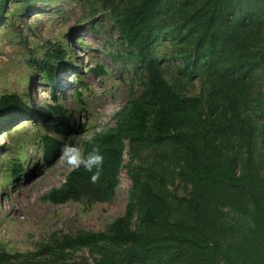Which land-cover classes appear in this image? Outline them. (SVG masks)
I'll use <instances>...</instances> for the list:
<instances>
[{"label": "trees", "instance_id": "1", "mask_svg": "<svg viewBox=\"0 0 264 264\" xmlns=\"http://www.w3.org/2000/svg\"><path fill=\"white\" fill-rule=\"evenodd\" d=\"M8 1L0 0V13ZM97 1L111 16L119 38L124 41L127 59L143 72V89L137 95L129 91L125 104L115 113L113 127L82 142L85 155L96 146L105 157L99 181L91 183V174L83 168L70 170L58 187L48 190L45 200L53 205L109 201L118 184L123 139L133 159H140L145 150L163 146L167 141L180 145L193 191L199 193L207 188V199L204 195H191L187 224L182 231L178 230V224L170 222L166 215L167 197L141 180L137 171L129 170L131 187L123 214L103 231L78 230L56 239L49 253L61 259L65 250L85 248L95 249L99 257L92 258L91 263L77 264H133L135 259L145 262L156 249L147 230H160L169 242L185 243L196 254L203 249L198 240L203 241L207 264H264V174L256 148L264 138V1L204 0L206 10L194 40L207 43V63L201 65V70L196 63L204 57H196L191 67L185 69L190 78L198 76L207 83L203 100L187 95L179 82L168 83L159 66L155 54L159 38L156 20L161 16L160 3L166 4L168 0H135L125 4L126 0ZM241 2L250 4L245 13L239 8ZM236 29L241 33L232 38L230 32ZM62 61L63 51L52 50L30 65L53 91ZM96 70L103 72L101 68ZM47 108L49 117L59 124L53 128V135L40 138L45 165L60 154L64 144L73 145L68 112L57 103ZM202 109L207 110V118L201 117ZM32 113L19 95H0V121L13 114ZM232 142L236 143L237 152L243 153L240 165L234 152H230ZM150 171L152 179L158 178ZM16 173L13 169L12 174ZM217 192L225 195H214ZM204 201L207 233L204 216L198 209ZM222 208L230 214L228 221H217L209 211L219 213ZM133 215L142 231L130 228ZM12 258L17 257L0 251V264H7ZM195 259L202 261L205 257Z\"/></svg>", "mask_w": 264, "mask_h": 264}, {"label": "rangeland", "instance_id": "2", "mask_svg": "<svg viewBox=\"0 0 264 264\" xmlns=\"http://www.w3.org/2000/svg\"><path fill=\"white\" fill-rule=\"evenodd\" d=\"M132 1L135 0H126L124 4ZM159 7L155 54L163 76L170 84H183L187 95H197L203 100L207 83L198 76L190 78L185 69L191 67L196 57H204L196 63L201 70V65L207 63V43L194 40L206 10L204 0H168ZM249 7L244 2L239 6L243 13ZM238 33L240 29L230 35L234 38ZM52 50L63 51L53 91L30 65ZM126 53L111 16L97 0H9L0 13V95L17 94L33 111L0 121V251L17 257L7 264L91 263L92 258L99 257L95 249L78 248L65 250L58 259L49 250L62 236L78 230L103 231L121 216L131 187L128 171L132 169L154 191L167 197L166 215L170 222L178 224V230L182 231L187 224L191 195H204L207 199V188L199 193L193 191L180 145L167 141L163 146L145 150L140 159H133L123 139L118 184L109 201L53 205L45 200L48 190L58 187L70 171L56 163L60 154L49 165L42 162L40 138L53 135V128L59 124L49 117L47 106L57 103L68 112L73 145L82 149L83 141L113 127L115 113L125 104L129 91L137 95L143 89L144 74L133 66ZM201 113L202 118H207V110L202 109ZM261 141L256 148L261 154L258 164L264 174V138ZM229 149L240 165L243 153L237 152L234 142ZM13 169L17 171L15 176ZM150 170L158 178L152 179ZM202 203L198 209L204 216L207 233V203ZM209 211L217 221L230 219L226 208L219 213ZM129 226L142 231L135 215ZM147 232L156 249L145 262L135 259L133 264H207L203 241L198 240L203 249L196 254L185 243L169 242L160 230ZM204 252L205 256H201ZM195 257L205 259L196 261Z\"/></svg>", "mask_w": 264, "mask_h": 264}, {"label": "clouds", "instance_id": "3", "mask_svg": "<svg viewBox=\"0 0 264 264\" xmlns=\"http://www.w3.org/2000/svg\"><path fill=\"white\" fill-rule=\"evenodd\" d=\"M104 160L105 157L99 147L94 146L85 155L80 147L66 143L61 147L56 163L73 171L83 168L91 174L90 181L95 184L102 175Z\"/></svg>", "mask_w": 264, "mask_h": 264}]
</instances>
